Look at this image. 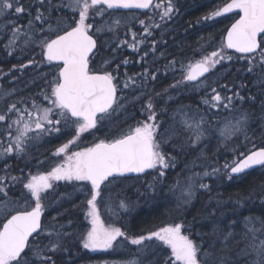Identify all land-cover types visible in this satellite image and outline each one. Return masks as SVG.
<instances>
[{"label":"snow or ice","instance_id":"6c2138e0","mask_svg":"<svg viewBox=\"0 0 264 264\" xmlns=\"http://www.w3.org/2000/svg\"><path fill=\"white\" fill-rule=\"evenodd\" d=\"M122 9L144 10L145 19L133 18L140 25L139 34L132 31L133 23L126 14L117 15L116 10ZM177 12L175 0H31L27 5L24 0H0V45L7 56L30 57L27 63L13 65V70L49 67L38 92L15 86L0 88V214L4 217L0 220V264H57L54 257L70 252L73 240L90 253L136 246L126 264H264L262 218L233 220L227 229L216 228L212 238L199 242L184 220L134 235L101 219V207L117 218L131 211V201L120 195L129 174L137 178L151 175L152 181L138 194H150L154 199L158 185L168 170L176 168L179 156L199 151V157L207 159L201 149L210 136L216 138L218 150H231L234 158L222 167L196 160L191 166L186 164L170 187L179 192L177 212L186 210L198 191H211L205 178L233 181L249 170L264 169V147L255 149L253 145L250 151L236 147L241 137L252 139V114L243 105L259 104L264 112V0H223L204 16L207 21L235 13L219 48L201 52L198 59L169 58L161 52L165 63L156 67L154 60L153 67H145L143 72H125L123 82L117 74L121 64L130 63L127 58L115 68H111L115 57L102 60L104 67L96 69L104 35L117 37L122 28L126 35L131 34V41L114 40L112 53L125 46L140 52V45L150 44L140 57L145 61L150 52L158 51L157 40L149 38ZM22 16L29 17L26 24L18 23ZM37 50L38 55H32ZM240 60L244 61L238 69L240 84L225 83L220 69ZM161 71L164 76L179 73V78L163 92L150 91L149 84ZM189 90L200 93L203 113L180 101ZM158 100L163 101V108ZM137 104L141 119L129 113V106ZM169 110L171 120L166 123L162 114ZM222 111L228 117L213 127L206 114ZM101 132L103 138L97 136ZM53 136L66 139L51 151L54 162L50 168L27 173L21 169L13 174L9 159L30 155L33 147L51 143ZM89 137L91 144L81 148L80 143ZM36 162L44 164L43 160ZM197 167L202 170L195 171ZM59 182L71 183L84 195L88 224L78 237L70 231L71 221L68 227L42 225L44 201ZM260 195L264 197V191ZM250 199L251 194L238 197L237 204L243 207ZM241 223L243 229L237 233L235 228Z\"/></svg>","mask_w":264,"mask_h":264},{"label":"trees","instance_id":"16d2710c","mask_svg":"<svg viewBox=\"0 0 264 264\" xmlns=\"http://www.w3.org/2000/svg\"><path fill=\"white\" fill-rule=\"evenodd\" d=\"M25 4L31 3V0H24ZM223 0H175V4L178 8V12L174 15L173 19L166 25L162 24L161 29L155 30L154 36L149 38L155 39L158 42V51L156 53H149V57L145 58V61H141L140 57L143 54V50L150 47V44L140 45V52H133L129 47L125 46L119 49L116 53L111 52V47L106 48L102 44V37L99 41L103 45L102 50L96 57L95 67L97 70H102V60L112 59L113 63L111 68H115V64L124 58H127L130 63L128 65L121 64L118 78L123 82L125 79V72L128 75L143 72L145 67L152 68L153 61L156 62V67L161 66L166 61L160 57V53H165L169 58L175 56L177 59H198L203 51H211L219 48L226 35V30L234 22V17H217L215 19L203 20V17L209 14L211 11L221 6ZM120 15V14H117ZM128 19L139 17L145 19L144 15L126 14ZM152 15V13H149ZM29 17L22 16L18 23L26 24ZM155 19L159 20V16L156 15ZM197 21H200L197 23ZM133 23L132 31L140 33V26ZM121 32L125 35L122 36ZM110 34L109 40L112 39ZM119 40L128 39L131 41V34L126 35V29H121L118 34ZM166 41V43H164ZM108 44L112 45L110 41ZM39 50L32 55H38ZM108 52V53H107ZM30 57L28 55L7 56L0 45V88H10L15 86L23 89L25 92L32 91L37 92V88L44 83V80L38 76L39 67H28L22 71L13 70V65H19L20 62L27 63ZM139 61V62H138ZM244 61L228 62L222 70H227L224 73V82L232 84L235 82L240 84L239 77L242 73L238 72ZM234 64V66H233ZM220 69V70H221ZM222 76V75H221ZM15 78V79H13ZM51 75H49V79ZM179 78V73L175 76L169 73L167 76L161 74L156 81L149 84V90L154 89L157 92H163L168 88L170 84L174 83L175 79ZM36 80H39L38 82ZM33 81L36 82L35 85ZM34 82V83H35ZM160 84L156 86V84ZM247 83V81H245ZM31 84V85H30ZM26 85V87H25ZM253 94H256V89L249 85ZM127 91V90H126ZM242 94H246L242 93ZM180 101L184 105H190L192 109L199 108L204 112V106L201 104L200 93L194 91L184 92L180 96ZM160 108H163V101L158 100ZM139 104L135 108L129 106V113L135 115L137 119H141L142 116L139 112ZM175 107V105H171ZM243 108L252 114L250 121V133L252 137L250 141H244L243 138L237 142L236 147L238 149L243 146L244 150H254L264 147V112L261 111L259 104L250 105L245 103ZM172 112L169 110L167 113L162 114V118L165 122H170ZM211 117L212 126L222 124L225 117H228L227 112L213 113L208 112L206 118ZM123 118V117H121ZM254 134V135H253ZM97 136L103 138V132L97 133ZM51 143H41L37 147H33L31 154L23 158L9 159L8 163L13 169V174H19L23 169L25 173L28 171H46L49 168V164L53 163L50 153L59 144L64 143L66 138H57L55 136L49 138ZM92 138L89 137L80 143V147L90 145ZM75 147V146H74ZM204 149L207 159L202 157L198 159L199 151H189L187 155L179 156L177 158V166L175 169L168 170L167 176L164 178L163 183L158 185V191L155 198H151L149 195H139V191H143L147 183L152 181V176L147 175L143 178L125 179L121 185L122 192L120 195L126 196L132 203L133 207L127 214L122 215L120 218L114 216V218L108 223H114L116 226H121L124 229L130 230L131 234L139 235L146 233L147 231L154 230L162 224L171 223L173 221L179 222L181 220L186 221L190 227L193 237L199 242L200 240H208L212 238L213 230L216 228L227 229L232 224L233 220L243 221L244 217L262 218L264 219V197L260 195L264 191V169L256 170L245 175L241 179H234L228 181L225 179H213L205 178V182L211 185V191H198L192 204L187 207L186 210L176 211V196L179 192L170 191V187L176 183L179 174H182L185 169V165L191 166V161L196 160L198 164H204L209 166L222 167L225 161L231 162L234 158V153L230 151H224L220 148L218 150L216 138L209 137L203 142L202 149ZM78 150V149H77ZM37 159L43 160L44 164H37ZM3 162L0 161V167ZM28 165V167H25ZM45 166V167H44ZM195 171H201L200 167L194 169ZM210 170V167H209ZM68 190H64V188ZM70 185H63L62 192L77 193ZM59 192V189H55ZM119 191V190H118ZM251 194V199L246 200L243 207L237 204L238 197H248ZM68 198V197H66ZM67 203L59 208H53L48 210V215L45 217L44 227L51 228L53 225H63L68 227L69 221H71L70 231L79 236L82 232L86 231V225L88 224L85 219V208L83 193H79L77 196H72L67 199ZM50 211V212H49ZM215 212V216L211 213ZM51 216V217H50ZM56 218L53 220V218ZM106 220V219H104ZM243 229L241 223L235 228L237 233H240ZM70 252H62L56 254L57 264H110L126 262L135 254L136 246H122L123 253H119V250H115L116 255L110 254H98L91 255L89 252L82 250L79 247L78 240L70 242ZM128 251V254L126 253Z\"/></svg>","mask_w":264,"mask_h":264},{"label":"rangeland","instance_id":"374dc122","mask_svg":"<svg viewBox=\"0 0 264 264\" xmlns=\"http://www.w3.org/2000/svg\"><path fill=\"white\" fill-rule=\"evenodd\" d=\"M140 19V18H139ZM130 22H135L136 23V25H138V26H140L139 25V23L137 22V21H134L133 20V18H131V19H128ZM123 29V28H122ZM120 32V31H119ZM121 35L122 36H124L125 35V33L124 32H121ZM104 37V40H102V42L104 41V42H107V41H110L111 42V44L113 43V41L114 40H116V39H118L119 40V38H118V36L117 37H112V39L111 40H109V38H110V34H108V35H104L103 36ZM38 70L40 71L41 70V72L40 73H38V76H40V77H37V78H41V79H43V77H44V75H45V73H49V67L47 66V65H44V66H41V67H39L38 68ZM227 70H220V72H219V76H224V73L226 72ZM50 75V74H49ZM37 82L39 81V80H36ZM36 84V82L35 83H33L32 85H35ZM31 85V84H30ZM43 85V84H42ZM160 84L158 83V84H156V86H159ZM41 86V85H40ZM39 91V89L37 88V92ZM203 151V153L205 152L204 151V149L202 150ZM204 155H205V153H204ZM198 157H199V153H198ZM199 160H201L202 159V157H199L198 158ZM52 164L53 163H50L49 164V168L52 166ZM45 167V166H44ZM59 183H63L64 185H70V186H72L73 187V185L71 184V183H66V182H59ZM74 188V187H73ZM72 188V189H73ZM64 190H68V188H64ZM74 191L75 192H77L78 194L79 193H82V192H80V191H77L76 189H74ZM59 192H60V195H57V197H56V199L52 202V204L51 205H49L48 207H47V210H52L53 208H59L60 206H62V205H64L65 203H67L68 201H67V199L69 198V197H72V196H68V198H66L65 196H64V194H63V192L62 191H60L59 190ZM64 193H66V192H64ZM50 210V211H51ZM2 208H0V213H2ZM49 211V212H50ZM101 219L102 220H104V219H106V218H108L110 221L112 220V218H114V216L111 214V213H109L108 211H106L105 210V208H103L101 211ZM51 217V216H50ZM4 217H3V215L2 214H0V220H2ZM116 250H119V248L118 249H116ZM90 253V252H89ZM110 253H112V255H116V253H115V250H110L109 252H96V253H90L91 255H98V254H110ZM119 253H123V250H122V247H120V250H119ZM126 253L128 254V251L126 250ZM110 264H118V263H110ZM120 264H126V262H121Z\"/></svg>","mask_w":264,"mask_h":264},{"label":"flooded vegetation","instance_id":"af4514ba","mask_svg":"<svg viewBox=\"0 0 264 264\" xmlns=\"http://www.w3.org/2000/svg\"><path fill=\"white\" fill-rule=\"evenodd\" d=\"M136 15L140 16L139 14H136ZM102 44H104L107 49L111 47V45L108 44L107 42L103 41ZM63 185H64L63 183L62 184L58 183L56 185V188H58L61 191V188L63 187ZM63 194H64L65 197H68V196H73L74 197V196L78 195V193H64V192H63ZM57 195H60V192L57 193L56 190H55V192H53L51 195L48 196V199L44 201V203L47 205V207L52 204V202L56 199ZM47 207H46L44 215H43L44 216V220H43L44 222H45V217L49 214L48 210H47ZM103 208L104 207H101L100 211ZM104 221H105V223H108L110 220L108 218H106V220H104ZM43 226H44V224H43ZM54 258L57 259L56 257H54Z\"/></svg>","mask_w":264,"mask_h":264},{"label":"water","instance_id":"95a60500","mask_svg":"<svg viewBox=\"0 0 264 264\" xmlns=\"http://www.w3.org/2000/svg\"><path fill=\"white\" fill-rule=\"evenodd\" d=\"M117 13H137V14H143L144 10H137V9H129V10H116ZM235 16V13H229V14H226L225 16L223 17H233ZM261 168H255V169H252V170H249V173L251 172H254L256 170H259ZM147 174H144V176H146ZM247 175V174H246ZM142 176V177H144ZM131 178H137L136 174H129V178L127 179H131ZM42 222H43V216H42Z\"/></svg>","mask_w":264,"mask_h":264}]
</instances>
